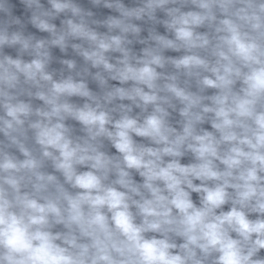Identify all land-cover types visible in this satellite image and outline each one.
Wrapping results in <instances>:
<instances>
[{"label": "clouds", "instance_id": "clouds-1", "mask_svg": "<svg viewBox=\"0 0 264 264\" xmlns=\"http://www.w3.org/2000/svg\"><path fill=\"white\" fill-rule=\"evenodd\" d=\"M0 264H264V0H0Z\"/></svg>", "mask_w": 264, "mask_h": 264}]
</instances>
